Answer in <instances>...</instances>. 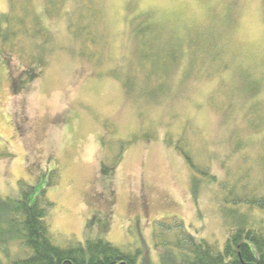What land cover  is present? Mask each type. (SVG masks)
Masks as SVG:
<instances>
[{"label":"rangeland","instance_id":"rangeland-1","mask_svg":"<svg viewBox=\"0 0 264 264\" xmlns=\"http://www.w3.org/2000/svg\"><path fill=\"white\" fill-rule=\"evenodd\" d=\"M42 3L30 0L34 10ZM7 4L0 0V14ZM53 5L64 15L69 10L77 11L75 17L89 16L101 34L97 55L81 53L80 40L66 31L69 19L64 23L60 16L49 24V50L33 80L0 43V197H15L18 180L34 188L30 201L44 190L51 203L46 218L51 241L60 247L102 238L126 251L140 248L147 263L157 264L155 222L172 218L196 237L221 243L228 233L223 188L246 171L247 192L253 183L257 191L264 188V0ZM142 17L154 33L141 52L130 26L137 28ZM77 26L72 31L80 34ZM158 39L170 40L159 48ZM170 45L183 53L176 52L175 70L163 67V85L150 93L158 95L155 101L141 98L142 86L127 92L116 79L136 75L140 84L141 57L158 51L166 59ZM210 55L216 63L206 69L202 62ZM252 83L260 89L246 96L242 85L247 92ZM254 99L260 102L261 124L255 129L244 122L242 129L240 118L244 111L251 115ZM181 133L194 163L207 166L215 183L191 171L165 143Z\"/></svg>","mask_w":264,"mask_h":264},{"label":"trees","instance_id":"trees-1","mask_svg":"<svg viewBox=\"0 0 264 264\" xmlns=\"http://www.w3.org/2000/svg\"><path fill=\"white\" fill-rule=\"evenodd\" d=\"M54 3L55 0H47V2L43 0L42 8L34 10L30 0H8L7 11L0 14L2 49L9 59L16 57L23 63L25 69L22 71L30 80H33L31 78L34 76V69L44 64L43 53L49 50L47 44L52 38L49 24L53 20L56 21L57 16L63 20L69 19L68 24L64 20L66 31L72 37L80 40L81 53L88 52L94 56L97 55L98 37L101 34L99 33L98 36L97 28L92 29L93 25L89 22V16L86 17L81 13L75 17L74 14L77 11L69 10V13L66 12L64 15V12L60 13L58 7L53 5ZM95 18L94 16V21ZM44 23H47L48 26H44ZM77 24L80 34L75 29L74 32L72 31ZM130 27L138 37L135 49L142 52L143 47L149 44L146 40H149L154 25L147 24L145 18L142 17L137 28L135 25L134 28ZM169 40L158 39L159 48ZM147 48L150 51V46ZM92 49L93 52H91ZM166 49L165 52L170 54L166 59L171 62L160 58L158 51L155 53L150 51L149 56L141 57L138 66L143 74V79L140 84L137 82L136 75L116 79L120 81L127 92L142 86L146 93H143L142 89L139 92L141 98L155 101L158 95L150 93L162 87L164 82L161 76L163 67L168 65L172 71L175 70L179 63L178 55L181 56L183 53L182 51L179 54V48L176 50V47L171 45ZM82 55L87 56L88 54ZM187 55L190 61V54ZM209 58V62H202L206 64V69L216 63L215 56ZM240 83L242 84L241 81ZM252 85L253 90H247V92L242 85L246 96L248 94L249 96L257 95L260 88L257 84L252 83ZM148 90L149 93H147ZM253 101L251 115L244 111L240 118L242 129L244 122L255 129L261 124L258 113L260 102L258 103L256 99ZM237 131L240 130L237 129ZM183 138L181 133L177 140L172 136L169 140H165V143L173 146L191 171L199 174L203 180L215 183L216 179L211 178L213 175L207 172V166L194 163L190 153V143L187 140L183 141ZM233 140L234 143L236 140ZM260 140L261 138H257L256 143L259 144ZM183 143L185 144L183 145ZM234 145L238 146L239 144L235 143ZM52 173L53 171H50L49 174ZM235 176L236 178L231 181L230 188L224 189L220 184L223 188L221 206L224 209L228 226V233L222 242L214 244L203 237H196L182 221L175 218L170 221H157L152 232L154 249L158 253L157 264H264V188L257 191V184L253 183L254 189L247 192L244 178L249 177V173L246 171L244 174L237 173ZM52 184V182H48V186ZM16 185L18 192L15 197L5 199L0 197V264H149L142 257L140 248L133 252L126 251L102 238L87 237L82 242L69 243L62 247L54 245L46 221L51 203L46 200L45 191L41 190L34 200L30 201L34 188L22 180H18ZM258 186L260 185L258 184ZM11 248L14 250L10 251Z\"/></svg>","mask_w":264,"mask_h":264},{"label":"bare ground","instance_id":"bare-ground-1","mask_svg":"<svg viewBox=\"0 0 264 264\" xmlns=\"http://www.w3.org/2000/svg\"><path fill=\"white\" fill-rule=\"evenodd\" d=\"M221 213H222V218L225 219V221L227 222L226 218H225V214H224V209L221 207ZM185 225V224H184Z\"/></svg>","mask_w":264,"mask_h":264}]
</instances>
